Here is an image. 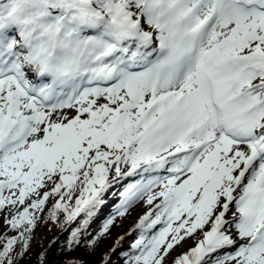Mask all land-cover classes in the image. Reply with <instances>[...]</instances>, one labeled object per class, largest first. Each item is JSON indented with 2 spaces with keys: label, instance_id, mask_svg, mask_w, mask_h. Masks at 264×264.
Here are the masks:
<instances>
[{
  "label": "snow or ice",
  "instance_id": "snow-or-ice-1",
  "mask_svg": "<svg viewBox=\"0 0 264 264\" xmlns=\"http://www.w3.org/2000/svg\"><path fill=\"white\" fill-rule=\"evenodd\" d=\"M136 205L119 264H264V0H0V264Z\"/></svg>",
  "mask_w": 264,
  "mask_h": 264
},
{
  "label": "trees",
  "instance_id": "trees-1",
  "mask_svg": "<svg viewBox=\"0 0 264 264\" xmlns=\"http://www.w3.org/2000/svg\"><path fill=\"white\" fill-rule=\"evenodd\" d=\"M47 213H45V219L37 223L36 228L33 230L32 239L30 241V249L28 253L21 258L20 264H41V256L43 255L46 260V264H102V258L110 253L111 244L115 243L116 246V234L121 233L124 227L118 226L117 224L113 226L110 233L104 238L100 239L95 250H91L88 245V237H82V243L73 251H66L64 246L69 239L70 233L62 230L59 227V232L57 236L49 243L41 244L38 239V232L40 228L47 223ZM102 225V224H101ZM99 229L89 231L93 236L99 232ZM4 231V218L3 214L0 213V232ZM14 235L15 233H9ZM135 235V234H134ZM133 237L124 235V240L121 241V248L117 250L115 254L112 255L111 264H119L121 252L127 250L129 244L131 243ZM114 246V247H115ZM180 247L176 248L170 256L166 259L165 264H171L173 257L179 254L178 250Z\"/></svg>",
  "mask_w": 264,
  "mask_h": 264
},
{
  "label": "rangeland",
  "instance_id": "rangeland-1",
  "mask_svg": "<svg viewBox=\"0 0 264 264\" xmlns=\"http://www.w3.org/2000/svg\"><path fill=\"white\" fill-rule=\"evenodd\" d=\"M69 116L75 115L74 110H66ZM144 209L140 205L134 206L132 209L129 210V214L126 215L123 218H118L117 225L127 228H130L132 225H135L136 221L139 218V215L142 214ZM105 214V211L101 214V216L92 224L89 231L97 230L99 229V226L102 224L105 217H103ZM124 228V229H125ZM59 232V227L57 226V223L55 221L53 222H47L45 223L38 232V239L41 244H46L52 239H54L55 236H57ZM121 233H117L115 236L116 238L119 237ZM195 241L194 240H187L183 244L182 247L179 248V251H186L189 247L194 246ZM113 244H111V248H113Z\"/></svg>",
  "mask_w": 264,
  "mask_h": 264
}]
</instances>
